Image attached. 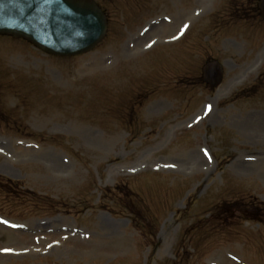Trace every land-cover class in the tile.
Returning <instances> with one entry per match:
<instances>
[{"label":"rangeland","instance_id":"obj_1","mask_svg":"<svg viewBox=\"0 0 264 264\" xmlns=\"http://www.w3.org/2000/svg\"><path fill=\"white\" fill-rule=\"evenodd\" d=\"M98 1L109 30L89 54L0 37V175L59 210L0 191L15 214L0 216V264H169L185 250L184 264H264V226L218 212L264 203L254 0L252 20L220 16L245 0ZM210 57L224 67L217 89L199 79Z\"/></svg>","mask_w":264,"mask_h":264},{"label":"water","instance_id":"obj_2","mask_svg":"<svg viewBox=\"0 0 264 264\" xmlns=\"http://www.w3.org/2000/svg\"><path fill=\"white\" fill-rule=\"evenodd\" d=\"M106 30L105 16L93 0H0V34L24 38L56 56L92 50ZM216 70L210 73L214 85L219 83Z\"/></svg>","mask_w":264,"mask_h":264},{"label":"trees","instance_id":"obj_3","mask_svg":"<svg viewBox=\"0 0 264 264\" xmlns=\"http://www.w3.org/2000/svg\"><path fill=\"white\" fill-rule=\"evenodd\" d=\"M0 182H4L2 179H0ZM6 182H8V183H11L13 186L15 185V183H13V182H11V181H6ZM32 196H35L34 194H31ZM42 201L43 202H48V203H53V204H55L53 201H50V200H48V199H46V198H42Z\"/></svg>","mask_w":264,"mask_h":264}]
</instances>
